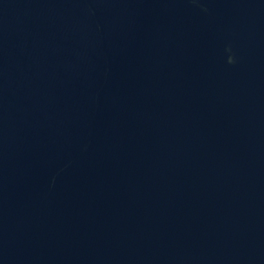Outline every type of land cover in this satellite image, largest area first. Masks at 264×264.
Listing matches in <instances>:
<instances>
[{
    "label": "water",
    "instance_id": "95a60500",
    "mask_svg": "<svg viewBox=\"0 0 264 264\" xmlns=\"http://www.w3.org/2000/svg\"><path fill=\"white\" fill-rule=\"evenodd\" d=\"M0 264H264V0H0Z\"/></svg>",
    "mask_w": 264,
    "mask_h": 264
}]
</instances>
